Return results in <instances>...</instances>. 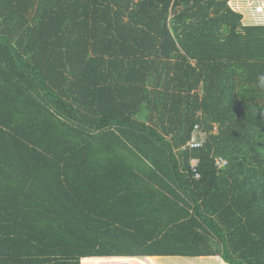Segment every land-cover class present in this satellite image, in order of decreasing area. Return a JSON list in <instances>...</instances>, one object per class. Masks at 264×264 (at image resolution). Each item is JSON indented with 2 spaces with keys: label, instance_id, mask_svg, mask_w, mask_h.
<instances>
[{
  "label": "trees",
  "instance_id": "trees-1",
  "mask_svg": "<svg viewBox=\"0 0 264 264\" xmlns=\"http://www.w3.org/2000/svg\"><path fill=\"white\" fill-rule=\"evenodd\" d=\"M230 1L0 0V264H264V24Z\"/></svg>",
  "mask_w": 264,
  "mask_h": 264
},
{
  "label": "rangeland",
  "instance_id": "rangeland-1",
  "mask_svg": "<svg viewBox=\"0 0 264 264\" xmlns=\"http://www.w3.org/2000/svg\"><path fill=\"white\" fill-rule=\"evenodd\" d=\"M262 2H264V0H231L230 5L234 9L240 11L243 14V23H245V24H258V25L262 24L263 25L264 24L263 21H257L255 19V17L253 16L254 13L256 14V10H258L261 7ZM249 14H253V15H251V17H249ZM170 258L165 259L164 262H167L168 264H186L188 261H191L193 257H179L178 259H176V257L170 256ZM193 259H195L197 261L195 264H205V263H208V264H219L220 263V264H222L224 262L222 259H218V261H219V263H218L216 260L217 258H213L211 260L204 258V259H201L202 261H200L199 257L198 258L196 257ZM83 264H85V263H83ZM87 264H89V263H87ZM91 264H93V263H91Z\"/></svg>",
  "mask_w": 264,
  "mask_h": 264
},
{
  "label": "built area",
  "instance_id": "built-area-1",
  "mask_svg": "<svg viewBox=\"0 0 264 264\" xmlns=\"http://www.w3.org/2000/svg\"><path fill=\"white\" fill-rule=\"evenodd\" d=\"M206 136H207L206 132L203 129H201L199 125H197L195 127V130L193 131V136H192V138H191V140L189 142V146H191V147H199V146H201L203 144V142L205 141ZM198 162H199V160L196 159V158L193 159V161H192V166H193V169L195 171H197ZM225 163H226V160H224V159H219L218 160L219 166H222ZM197 176L199 177L200 174L197 173Z\"/></svg>",
  "mask_w": 264,
  "mask_h": 264
},
{
  "label": "crops",
  "instance_id": "crops-1",
  "mask_svg": "<svg viewBox=\"0 0 264 264\" xmlns=\"http://www.w3.org/2000/svg\"><path fill=\"white\" fill-rule=\"evenodd\" d=\"M103 257L117 258V260L107 259V261H102L100 264H121V263L122 264H133V263L127 261L128 260L127 258H140V257H158V258H161L160 261L163 264H168L167 262H164V260L170 258V256H103ZM172 257H176V259H178L179 257H182V256H172ZM88 258H90V257H88ZM118 258H122V259H118ZM205 258L211 260L214 257L213 256H209V257H205ZM215 258H217L216 260H217L218 263H219L218 259H222L224 261V263L229 264V263L225 262V260L221 256H215ZM192 261H194L193 258H192L191 261H188V262H192ZM205 264H208V263H205Z\"/></svg>",
  "mask_w": 264,
  "mask_h": 264
}]
</instances>
